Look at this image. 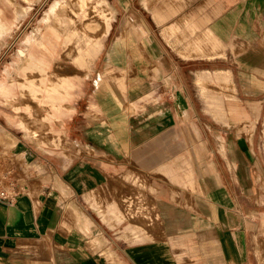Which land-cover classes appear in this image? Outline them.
I'll return each mask as SVG.
<instances>
[{
	"label": "crops",
	"instance_id": "obj_1",
	"mask_svg": "<svg viewBox=\"0 0 264 264\" xmlns=\"http://www.w3.org/2000/svg\"><path fill=\"white\" fill-rule=\"evenodd\" d=\"M136 1L161 111L0 181V264H264V0Z\"/></svg>",
	"mask_w": 264,
	"mask_h": 264
},
{
	"label": "rangeland",
	"instance_id": "obj_2",
	"mask_svg": "<svg viewBox=\"0 0 264 264\" xmlns=\"http://www.w3.org/2000/svg\"><path fill=\"white\" fill-rule=\"evenodd\" d=\"M27 1L0 0L2 13L11 23L9 31L0 39V85L6 81L13 86L7 106L0 93L1 182L3 179L15 182L21 176L28 178L39 173L34 161L38 155L67 157L69 154H78V139L87 143L113 141L117 137L122 139L126 135L127 125L129 132L133 124L135 127L150 112L161 111V103L154 96L158 87L148 86L146 81L149 78V71L144 70L148 62L147 46L136 34L132 24L120 18L131 14L133 6H126V0H103L108 5L106 8L113 13L109 32L102 38L99 52L84 66L72 60L76 53L74 37L64 45V36L61 39L60 35L55 40L56 46L52 49L49 47L50 50L35 42H28L35 34L44 36L45 42L53 38L48 36L47 27H41L39 21L61 0H33L29 9L17 12V8L27 7ZM130 2L139 8L136 0ZM145 6L151 15H157L160 10L159 6L153 8L148 0H145ZM68 25L71 26L70 23ZM112 48L114 53L109 57ZM27 49L47 61L46 68L38 72L31 70L32 73L28 69L24 70L28 67L25 61H19L18 51ZM18 62L21 63L20 67ZM33 76L41 84L25 80ZM54 77L63 80V91L56 92L54 98L44 96L42 86ZM21 88H28L32 94L24 90L21 93ZM16 118L19 125L16 124ZM259 133L257 150L264 160V119ZM23 150H26V155ZM135 175L126 178H135L138 191L152 192L147 183L137 182L139 176ZM144 210L139 201L135 215L143 214ZM21 250L23 254L30 251L29 247L17 246L11 256L19 257Z\"/></svg>",
	"mask_w": 264,
	"mask_h": 264
},
{
	"label": "bare ground",
	"instance_id": "obj_3",
	"mask_svg": "<svg viewBox=\"0 0 264 264\" xmlns=\"http://www.w3.org/2000/svg\"><path fill=\"white\" fill-rule=\"evenodd\" d=\"M32 1L33 0H28L27 7H24L23 9L17 8V12L26 11L27 9H29L31 7ZM61 1H57L39 21L41 27H47L46 33H48V36H52L53 38H49V40L45 42L44 39L46 40V38L44 36L41 37V35L35 34L33 35V39H30V41L28 42H35L36 45L50 50L54 45L56 46L57 41L55 40L59 39L60 35L61 39L64 36V45L67 44L68 40H71L72 37H74L73 43L76 53L73 55L72 60L81 66L88 65L91 59L101 49L102 38L109 32L113 13L106 8L108 7V5L103 0ZM69 23L71 24V26L68 25ZM10 28L11 23L5 19L2 13V9L0 8V39L9 31ZM18 54L19 61H25V65L28 67L24 68V70L28 69L30 73H32L31 70L38 72V70L44 69L47 66V61H45L41 57L35 56L31 50H19ZM17 64L18 67H20L21 63L18 62ZM36 76H33L32 78L26 77L25 80L30 82L33 81L35 84H41V82L36 79ZM100 85L101 84L99 83L98 86L100 87ZM98 86L97 89L99 90ZM42 87L43 91H45L44 96L46 95L47 97L54 98L56 92L63 91V80L60 77H54ZM8 89L9 88H7L5 84L0 85L1 94L8 93ZM23 90L27 91V93L29 92L30 94H32V92L28 88H21L20 92L24 93ZM7 100L8 99H6V103L8 104L9 102ZM10 106L12 105L10 104ZM105 219L106 218H104L103 220Z\"/></svg>",
	"mask_w": 264,
	"mask_h": 264
},
{
	"label": "built area",
	"instance_id": "obj_4",
	"mask_svg": "<svg viewBox=\"0 0 264 264\" xmlns=\"http://www.w3.org/2000/svg\"><path fill=\"white\" fill-rule=\"evenodd\" d=\"M0 196L2 198H5L7 200V203H11V199L8 196H6L5 191H0Z\"/></svg>",
	"mask_w": 264,
	"mask_h": 264
}]
</instances>
